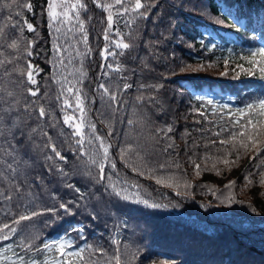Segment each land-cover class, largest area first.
<instances>
[{"label":"trees","instance_id":"trees-1","mask_svg":"<svg viewBox=\"0 0 264 264\" xmlns=\"http://www.w3.org/2000/svg\"><path fill=\"white\" fill-rule=\"evenodd\" d=\"M82 2L88 5L81 18L92 52L76 57L72 51L71 63L69 54L62 52L63 67L57 62L54 46L67 47L72 40H57L60 33L48 25L47 0H0V28L5 32L0 38V61H4L0 65V97L9 101L7 93L13 92L20 100L16 106L20 127L5 129L0 137V158L10 159L7 153L14 147L16 159L27 162V167L21 165L19 176L24 182L23 199L18 201L12 193L11 203L0 200V226L12 223L9 213L24 211L23 207H13L17 202L29 212L36 209L41 213L24 222L28 225L25 232L0 241V247L11 245L7 255L13 260L19 256L42 262L45 256L58 255L35 248L28 251L23 237L30 233L36 237L32 242L40 247L44 242L62 241L68 252L85 249V259L97 264H115L116 255L122 264H264V184L258 175L264 168L257 167L259 159H250L254 152L243 151L239 160L233 151L227 158L235 162L224 165L220 158L230 146L219 144L224 135H214L223 122L221 114L227 120L237 109L264 96V80L258 72L247 75L251 65L244 59L264 48V0H141L148 5L146 15L135 19V13L117 18L119 6H114L110 9L114 14L110 39H123L131 46L123 50L124 55L107 61L99 52L107 43L103 29L108 12L91 0ZM99 2L114 5V0ZM27 3L32 5L31 11L23 6ZM9 4L11 7L5 6ZM129 20L131 24L126 23ZM24 21L32 23L36 31H27ZM17 22L24 27L23 39L19 28L11 27ZM12 40L18 49L8 46ZM27 41H32L30 57L24 50ZM75 48L85 51L83 43H76ZM29 62L36 85L26 81ZM106 63H112L113 68L119 65L120 71L111 73L116 79L103 74L101 64ZM14 69L25 72L24 84L17 83L22 77ZM78 69L83 70V77ZM54 74L61 82L67 77L75 84L82 99L87 96L83 114L75 110L73 97H68L73 107L62 110L57 106L55 97L61 83L53 80ZM117 79L121 86L126 82L132 87L127 91L112 88L119 99L112 112L105 107L107 97L100 99L98 85L114 86ZM28 87L39 88L40 97H28ZM26 99L37 100L51 111V118L37 119L33 113L32 119H27L23 111ZM65 111L77 117V123L83 118L81 134L85 140L92 134L88 127L92 123L96 135L106 146L111 145L104 181L98 180V167L91 162L94 156L99 160L95 153L99 142L92 148L86 145L87 155H78L76 141L80 136L73 134L71 124H63ZM169 127L171 132H167ZM41 129L51 137L64 161L45 158L54 154L45 147L49 141ZM13 131L15 139L10 134ZM169 143L174 148L164 152ZM196 164L200 165L199 174ZM56 168H62L66 175ZM249 170L255 174L250 183L246 178ZM160 178L165 182L157 183ZM177 182L180 187L174 186ZM230 182L235 183L226 188ZM15 183L0 180V191H11ZM110 184L125 189L127 199L116 196ZM71 259L80 264L78 258Z\"/></svg>","mask_w":264,"mask_h":264},{"label":"snow or ice","instance_id":"snow-or-ice-1","mask_svg":"<svg viewBox=\"0 0 264 264\" xmlns=\"http://www.w3.org/2000/svg\"><path fill=\"white\" fill-rule=\"evenodd\" d=\"M91 2L97 8H102L104 11L108 12V15L106 17L107 27L103 29V39L107 43L104 45V48L100 50L99 55L104 61H107L109 57L115 60L118 56L124 55L123 50L129 49L131 45L129 43H125L123 39H110L114 25V14L110 11V9L114 6H119L117 12L115 13V16L117 18H121L126 15L130 16L131 14L135 13V17H133V19H135L136 17L142 18L146 15L148 5L143 4L141 0H134V3H131V0H114V5L107 3L101 4L99 0H91ZM13 3H16V0H13ZM5 6L11 7V4ZM23 6L26 7L29 11L32 10V5L30 3L24 4ZM141 9H144L145 11L142 12L140 11ZM87 11L88 5L87 3L82 2V0H74V2L73 0H47L46 14L48 18V25L50 28H53L56 33H60V35L57 36V40L64 39L66 43L68 42L69 37H71L72 40L71 43H68L67 47H64L61 44H57L54 46V51L56 52L58 57L57 62L60 66L66 67V65H64V57L63 55H61L62 52H67L69 54V63H71L73 59L71 54L72 51H75L76 57H86L92 52L91 47H89L88 33L85 30V21L81 18V13ZM17 15H19V13H17ZM126 23L131 24L132 20H129ZM24 24L26 25L27 31H36L32 23L24 21ZM11 27L13 29L19 28L21 32V38L23 39L22 34L24 32V27L21 26L19 22L12 24ZM115 31L117 35H120L119 28H116ZM78 34L80 37L79 40L76 39V36ZM4 35V29L0 28V38H2ZM76 43H83L85 46V51L81 52L79 49L75 48ZM8 46L13 49H18L19 47L16 40H12V42ZM31 47L32 41H27L24 50L27 56L29 57L33 54L31 51ZM244 59H246L251 65V67L247 69V75L255 76L258 72L259 78L264 80V48H259L255 51H252L250 56L245 57ZM3 63L4 61H0V65H2ZM9 63H11V61H9ZM101 68L104 69L103 74L105 76L110 77V80L116 79L115 77H112V72L120 71L119 65L113 68L112 63L101 64ZM13 71L20 72L22 78L17 81V83L24 84L25 80L23 79V77L25 76V72L18 69H14ZM78 71L80 72L81 77H83V70L78 69ZM5 74H9L7 70H5ZM53 80L57 83H61V91L55 97L57 106H59L62 110H66L67 108L73 107L68 98L73 97L75 101V110L83 114L85 111L84 99H87V96L82 99L81 90L79 88H76L75 84L68 81L67 77H62L61 82V80L56 79V74H54ZM26 81L31 85L37 84V81L34 78L33 74V66L30 62L27 64ZM78 82L79 81H77V83ZM98 87L102 89V92L100 93V99L103 101L104 98L107 97L105 107L107 109H110L112 112H115L116 109L113 108L112 105L113 103L118 104L119 99L117 92L113 91L112 88L115 87L116 89H119L122 87L124 91H127L132 87V85L125 82L121 86L119 80L117 79L116 84L114 86H106V84L100 83ZM141 87H144V85H141ZM26 93L28 97H40L39 88L33 89L32 87H28L26 88ZM7 95L11 97V100L3 101L2 97H0V137H3L5 135V129H18L20 127V125L16 123V121L20 119L19 108L16 107L20 104V100L16 98V94L13 92H8ZM44 95L47 96V93H44ZM62 97L63 99L61 103ZM137 99L142 100L143 97H137ZM4 103L8 104L7 108L3 107ZM92 103H95V99L92 100ZM208 103L211 104L212 101L209 100ZM23 111L27 114V119H32L33 113L37 114V119H44L46 116L51 118V111L46 110V108L42 104H38L37 100L26 99L23 104ZM76 119L78 118L74 117L73 115L67 114V112L65 111V114L63 115V124H71V126L73 127V134L80 136V139L76 141V144L78 155H80L81 157L88 154V152L86 151V145L89 148H92L95 142H99V148L95 149L96 156H99V160H97L94 156L91 162L92 164L98 167V180L102 182L106 178L105 162L109 161L110 159L109 148L111 147V145L106 146L104 140H102L99 135H96V125L92 123H89L88 125V127L91 129L92 134L87 138V140H85L84 135L81 134V129L84 124V120L81 117L79 118L80 122L77 123L75 122ZM220 119L223 122L219 125V129L214 133V135L216 137L224 135L225 138L220 139L219 144L221 146H230V149L228 147L224 148V157L220 158V162H222L226 166L230 163H234L235 161H230L227 158V156L231 155L233 151L236 153L237 160L240 159L241 151H243V153L245 154L254 152L255 156L250 157V159H259L261 163L260 165H257V167L264 168V156L261 155V153H264V96H261L255 101L246 104L244 108L237 109L236 113L234 115L229 116L227 120L224 119L223 114H221ZM128 123H132V121L129 120ZM50 126L54 127L55 125L50 124ZM35 131L36 129H33V132ZM171 131L172 128L169 127L167 129V132ZM41 132L44 136L48 137L49 142L45 145V147L50 148L51 152L54 154V156H46L45 158L47 160H54V158H58L59 160L64 161L66 158L61 154V151L57 149V146L51 143V137L48 136V133L43 129H41ZM10 134L12 135V138L15 139V132L13 131ZM111 134V132L108 133L109 136ZM17 143H19V141H17ZM211 143L212 145H215V141H212ZM10 147L12 146L10 145ZM173 148L174 144L169 143L165 146L163 151L168 152L169 149ZM100 149H102V153L99 151ZM7 155L11 158L8 160L0 158V180L7 179L9 184H11L12 180H16L17 183L12 185L11 191H0V200H6L11 203L14 199L12 193L16 194V199L18 201L23 199V197L21 196V190L24 187V182L19 180V176L21 165L23 164L25 167H27V162L24 161L22 158L20 160L16 159L14 147H12V151L7 153ZM110 166L112 168L116 167L115 163H111ZM161 167H165V165H161ZM176 167L179 168V164H176ZM213 167H215V165H213ZM195 168L197 170V174H199L200 165L196 164ZM49 170H53V165H49ZM55 170L59 173L65 174L62 168H56ZM253 175L255 174H253L251 170H249L248 177H246L249 178V183L251 182L250 177H252ZM258 175L260 177L259 182L261 184H264V170H262ZM164 182L165 181L163 178L157 180V183ZM234 183L235 182H230L225 187L231 188ZM69 186L71 187V185ZM174 186L180 187L178 182L175 183ZM189 186L190 185L185 184V187ZM109 187H111L112 191L116 196L121 197L123 199H127L126 196H123L125 189L117 188L115 184H110ZM177 194L179 195V193ZM227 199L229 200V202H232L233 197L229 196L227 197ZM143 203L147 204L148 202L143 201ZM151 206L160 207V205ZM13 207L16 209H20L23 207L24 211H17L14 214L9 213V215L12 216V223H3L2 226H0V241H8L13 237L17 236L20 232H25L28 225L24 222L31 221L34 217H37L41 214L37 212L36 209H32L29 212L27 210V207L19 202L14 204ZM60 207L67 209V205L65 204H60ZM47 211H53V209H47ZM35 239L36 237L32 236L30 233L23 237V241L24 243H26L28 251H31L33 248H35L37 252L55 251L56 253H58V255H52L51 257L45 256L42 262H38L36 259L25 261L23 257L19 256L16 260H13L11 256L7 255L8 252L12 251V247L11 245H9L7 248L0 247V264H76V261L72 260L71 257L78 258L80 264H97V262L95 261L85 259V256L83 255L85 249L81 248L78 251L68 252L66 250L65 242L62 241H54L52 243L44 242L43 247H40L39 245H36L32 242ZM112 243L116 244L118 242L112 241ZM67 246L70 247L71 245L68 244ZM13 254L16 255L15 253ZM113 259L115 260V264H122L121 257L119 255L114 256Z\"/></svg>","mask_w":264,"mask_h":264},{"label":"water","instance_id":"water-1","mask_svg":"<svg viewBox=\"0 0 264 264\" xmlns=\"http://www.w3.org/2000/svg\"><path fill=\"white\" fill-rule=\"evenodd\" d=\"M36 74V73H35Z\"/></svg>","mask_w":264,"mask_h":264}]
</instances>
